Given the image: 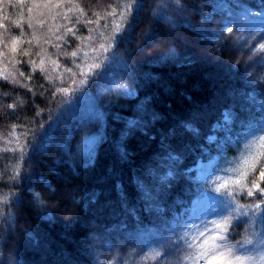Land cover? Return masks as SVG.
Segmentation results:
<instances>
[{
	"label": "trees",
	"instance_id": "16d2710c",
	"mask_svg": "<svg viewBox=\"0 0 264 264\" xmlns=\"http://www.w3.org/2000/svg\"><path fill=\"white\" fill-rule=\"evenodd\" d=\"M118 2L0 0V172L5 178L15 167L21 172L18 186L0 188L16 193L13 202L0 205V264H163L154 254L164 251L156 241L170 234L164 225L177 217L188 222L203 193L223 199L213 191V181L228 176L220 169L240 155L234 145L220 147L224 134L214 126L221 112L243 103L238 114L246 124H264V52L254 50L264 43V32L243 34L237 18L245 8L263 12L264 0H143L147 6L136 38L113 44L106 53L115 54L104 61L112 65L108 78L90 75L78 87L80 68L99 55L98 45L109 34L113 18L104 14ZM161 14L165 22L157 23ZM89 19L98 23L86 24ZM153 31V46H143ZM68 68L77 73V84H70ZM55 87L76 90L47 103ZM9 103L17 107L9 109ZM36 105L44 109L42 116L36 115ZM61 113L46 150L33 155L29 147L21 159L16 137L23 140L21 133L32 128L27 139L39 143L43 129ZM11 125L17 127L9 136ZM89 150L94 151L90 163ZM124 151L128 155L122 158ZM199 164L206 165L212 181L200 177ZM33 173L46 181L29 184L24 176ZM237 199L246 202L242 195ZM208 216L219 218L214 212ZM121 223L126 234L105 232ZM237 231L242 239L243 228ZM185 251L168 256V264H183Z\"/></svg>",
	"mask_w": 264,
	"mask_h": 264
},
{
	"label": "snow or ice",
	"instance_id": "6c2138e0",
	"mask_svg": "<svg viewBox=\"0 0 264 264\" xmlns=\"http://www.w3.org/2000/svg\"><path fill=\"white\" fill-rule=\"evenodd\" d=\"M22 2V0H21ZM179 4L180 0H176ZM147 5L144 4L143 0H119L118 3L110 4V11L104 14V18L112 17L110 31L107 39L98 45L99 55H95L89 60H85L84 68H80L78 75L83 77L79 80L78 87L85 85L88 80V76L98 77L100 80H105L108 78L111 72V63L104 65L105 60H114L113 57L109 58L106 53L113 46V44H124L131 43L133 39L136 38V31L138 25L140 24V13ZM166 7V6H165ZM119 9V11H117ZM182 10V8L180 9ZM29 12L32 11L31 8L28 9ZM83 12V9H81ZM96 17L100 16V13L93 14ZM155 16V14H153ZM257 17H264V13H256ZM165 16L160 15L156 17L157 23L165 22ZM201 19L211 20V16H201ZM171 21L168 20V23ZM86 24L98 23L97 20H86ZM255 23V21H253ZM19 27V25H16ZM106 31L109 30V24L104 25ZM259 31L264 32V19L260 20ZM68 31H72L69 29ZM91 31V30H90ZM228 33L232 32V27L229 25L226 27ZM100 35H104L101 32ZM119 36V40H117ZM18 39V37H17ZM89 41L92 37L89 35L86 37ZM156 39L154 31L153 34L148 36L143 41V46L151 47ZM15 40L13 41L12 51L15 52ZM256 52H264V43H260L258 48L254 49ZM143 51V47L140 48ZM93 52H97L96 48H93ZM27 55V53H25ZM85 57L88 53L84 54ZM71 57L77 56V51H72L70 53ZM43 61H41L42 63ZM31 63H35L32 61ZM122 66L127 69L126 64L121 62ZM104 67L102 72H98L97 69ZM86 69V70H85ZM67 72L71 74L70 84H77L76 76L77 73L72 72V69H66ZM125 74L131 78L130 71H125ZM24 76V73H20ZM8 80V77H4ZM31 79V76L27 77ZM61 82L62 77H61ZM12 83H18V81L13 80ZM51 83V80H50ZM22 87H27L26 85H21ZM43 88V85H39ZM76 89H71L70 87H55L52 90V95L47 97V103H51L57 94H61L64 97H69L71 91ZM29 92H32V88H28ZM41 96L45 93L41 92ZM128 95H132V92H127ZM235 96V93H231ZM32 103L35 104V99H32ZM46 103V107H47ZM64 103H70V100L65 99ZM9 109H15L17 103H9L6 105ZM39 109V105H36ZM71 110V109H68ZM49 116H45V120L50 119L51 109H48ZM244 111L243 103L237 108L234 105L227 106L224 111L221 112L220 118L217 120L214 126L218 132H222L223 144L220 145L223 148L226 145H234L237 147V151L240 153L239 157L233 160H227L226 166L220 169L221 171L229 173L228 176L217 179L213 181L216 187L213 191L219 194L223 199H218L215 196H209L207 193L202 195L207 198L210 197L212 200L211 208L207 212H214L219 217L211 221V227L208 224H204L203 227L200 225H194L195 232L188 227L189 223L192 221L183 222L182 218H174L175 222L173 224H165L164 230L170 229V234L168 237L161 236L156 243L160 245L164 251H157L154 257H163V264H168L167 257L176 255L179 251L185 250V256L183 257V264H264V227L260 232L255 231L256 227L264 226V124L258 128H254L251 125L246 124V121L241 118L238 113ZM44 114V109H39L36 112L37 116H42ZM8 115V114H5ZM16 119H19L20 114L17 113ZM63 113L61 117L57 118L56 121L49 124L47 129H43V122H41V128L43 129L42 135L39 137V143L33 141L30 145L27 137L28 132H34V129L29 128L27 131L22 132L21 136L24 137L23 140L19 136L16 137L17 148L21 154V159L27 153L29 147L33 152V155L42 154L53 139V133L58 129L60 123L62 122ZM3 117H0L2 120ZM16 125H11L12 131L8 133L12 136L15 133ZM190 128V125H186ZM235 134V135H234ZM211 139V137H210ZM11 143V141H8ZM17 148L5 149V151L15 152ZM122 158L126 157L128 153L126 151L121 153ZM94 151L89 150L87 152V160L90 163L93 159ZM230 166V167H228ZM21 172L19 167L13 168L12 172L7 175L0 172V188L4 186L5 183L19 185ZM46 177L39 176L36 174L24 176V180L29 184L33 180L44 182ZM231 185V187H229ZM47 187H51L50 183ZM244 196L246 198L245 203H240L237 199L238 196ZM16 196L15 192L3 193L0 191V205H8L12 201V197ZM39 198V194H36ZM247 198H251L248 200ZM20 198L16 197L15 202H19ZM42 202V201H41ZM247 225V227H244ZM243 228L244 235L242 239L238 237L241 235L237 229ZM127 225L121 223L118 226H113L112 228H106V233L111 232H125L126 234ZM191 233V235H190ZM172 236L176 239L173 241ZM132 239V237H128ZM235 240V243L232 241ZM137 243H143V240L135 241Z\"/></svg>",
	"mask_w": 264,
	"mask_h": 264
},
{
	"label": "rangeland",
	"instance_id": "374dc122",
	"mask_svg": "<svg viewBox=\"0 0 264 264\" xmlns=\"http://www.w3.org/2000/svg\"><path fill=\"white\" fill-rule=\"evenodd\" d=\"M256 13H264L263 12H253L249 9H243L238 15L237 18L241 21V28L243 34L248 32H258L260 20L264 19V17H257ZM255 21V23H253ZM230 26L234 27V24H230ZM261 32V31H260ZM249 34V33H248ZM198 171L200 177H207L209 181L214 179L212 173L208 171L206 165L199 164ZM211 208V201L209 197H201L200 199L196 200L192 209H191V216L188 221H192V223L188 224V227L192 230V233L195 232L194 225H200L203 227L204 224H208L211 227V221L208 216L207 212ZM191 235V233H190ZM186 248V246H185Z\"/></svg>",
	"mask_w": 264,
	"mask_h": 264
}]
</instances>
